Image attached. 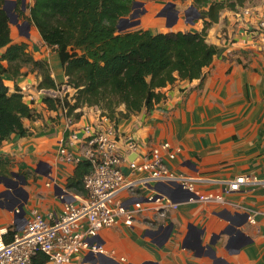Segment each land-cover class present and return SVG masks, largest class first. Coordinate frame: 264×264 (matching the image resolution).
<instances>
[{
    "label": "crops",
    "instance_id": "0c3cea01",
    "mask_svg": "<svg viewBox=\"0 0 264 264\" xmlns=\"http://www.w3.org/2000/svg\"><path fill=\"white\" fill-rule=\"evenodd\" d=\"M247 7L254 11L252 16L242 14ZM154 10L155 5L145 8L141 20ZM263 13L264 0H246L236 10L225 9L208 30V41L221 51L205 67L204 78H178L163 88L166 97L152 110L118 119L121 133L134 136L141 152L164 141L181 148L168 165L175 171L217 180L199 185L202 191L225 193L226 180L240 174L264 178V41L258 29ZM164 16L160 18H166L169 24L171 18ZM203 26L200 18L196 27L187 30L201 31ZM23 41L36 59L49 62L57 87L40 88L41 75L26 67L27 75H4L11 91L16 84L21 90L25 87L24 100L37 115L25 119L28 134L13 133L0 141V158L10 159V165L16 163L11 173L21 178L19 183L12 179L11 187L0 181V229L13 224L16 205L22 207L25 217H30L33 209L44 215L63 211L60 192L63 186L67 188L77 163L63 159L61 142L82 157L88 146L82 127L103 120L94 106L86 107L81 118L71 122L61 107L49 108L45 96H72L76 89L67 83L59 55L44 42L36 27ZM18 168L27 174L14 172ZM156 186L153 182L144 189L125 190L120 197H142ZM167 194L180 202L177 208L163 215L150 207L132 225L120 220L101 229L98 238L108 253L84 251L71 264H264L263 186L246 185L228 195L258 209L256 223L250 222L242 210L189 201L190 193L183 189Z\"/></svg>",
    "mask_w": 264,
    "mask_h": 264
},
{
    "label": "trees",
    "instance_id": "16d2710c",
    "mask_svg": "<svg viewBox=\"0 0 264 264\" xmlns=\"http://www.w3.org/2000/svg\"><path fill=\"white\" fill-rule=\"evenodd\" d=\"M5 1L0 0V141L13 133L28 134L25 119L37 115L25 102L19 85L10 90L5 74L17 78L36 70L42 77L40 88L57 87L49 62L36 59L26 41L13 40ZM196 1L204 20L201 31L155 32L148 28L118 29L121 17L132 13L135 0H34L28 19L57 52L67 83L76 89L71 98L45 96L48 107L64 105L68 116L79 119L86 107L94 106L101 116L118 122L120 117L152 110L166 97L163 88L178 78L203 79L205 67L221 51L208 41L209 28L223 10H236L246 0ZM28 65L29 70H24ZM10 164V159L0 158V176L11 173ZM92 168L91 161L82 158L68 178L67 187L85 193L84 177ZM47 261V254L38 251L32 264Z\"/></svg>",
    "mask_w": 264,
    "mask_h": 264
},
{
    "label": "built area",
    "instance_id": "2783aa9c",
    "mask_svg": "<svg viewBox=\"0 0 264 264\" xmlns=\"http://www.w3.org/2000/svg\"><path fill=\"white\" fill-rule=\"evenodd\" d=\"M242 14L252 16L254 11L247 7ZM258 29L264 41V13L258 19ZM24 90L25 87L21 91ZM66 95L71 98L69 93L64 97ZM60 107L67 115V107ZM102 117L97 124L82 127L88 143L82 157L70 150L64 141L59 148L67 162L77 163L82 158L91 161L92 171L84 177L86 192L76 193L63 186L60 192L63 211L59 214L44 215L33 209L31 216L25 217L22 207L16 205L15 221L10 227L0 229V264H32L38 251L47 254V264H71L84 251L108 253L98 238L101 229L118 224L120 220L132 225L137 216L150 207L164 215L180 203L167 196L176 189L189 192V201L220 203L245 211L248 220L256 223L258 209L243 205L228 195L246 185L264 187V178L240 174L226 180L225 193L202 191L199 185L217 180L175 171L168 165L181 148L164 141L141 152V145L134 136L121 133L117 122ZM67 120L71 122L73 118L67 115ZM153 182L157 183L155 189L142 197H120L125 190L144 189Z\"/></svg>",
    "mask_w": 264,
    "mask_h": 264
},
{
    "label": "rangeland",
    "instance_id": "374dc122",
    "mask_svg": "<svg viewBox=\"0 0 264 264\" xmlns=\"http://www.w3.org/2000/svg\"><path fill=\"white\" fill-rule=\"evenodd\" d=\"M137 2L136 8L142 10L147 8L148 6L155 5L156 10L152 11L149 13L148 18H146L145 21L141 20L142 14L140 15V20L141 22L135 26L128 27L127 29H134L137 27H149L153 31L158 32V31H170V30H187L189 27H196V22L200 19V15L198 17V13H200V9L198 8V4L196 0H135ZM257 1V0H253ZM34 3V0H25V3L23 5L22 0H18V4L16 6L13 5V7L8 6V10L11 14L10 16V27H11V36L13 40H19L23 41V39H26L28 37L20 34V30L18 27V24L13 21L14 17H12L13 13L18 14V20L21 23L22 21L28 19L30 15V7ZM174 6L175 11L178 10L181 17L178 22H172V19L174 18L173 15H170V22L168 24V21H166L164 18L163 20L160 18L163 15L164 17H169L168 12L165 11L167 7ZM159 7H161L159 9ZM251 8V7H250ZM158 10V11H157ZM224 11V10H223ZM222 11V12H223ZM187 12V16L185 14ZM131 13L129 15H126L124 17H130ZM185 17V18H184ZM187 17V18H186ZM13 18V19H12ZM12 19V20H11ZM193 21V22H192ZM188 22H190L192 25H190ZM126 22H122V25H126ZM203 25H204V20H203ZM35 29V26L32 24L31 30ZM126 29V30H127ZM30 65L26 67V69H29ZM13 166L16 167V163H13V165H9L10 171H13ZM14 172L18 174H23L26 175V171H23V169L18 168L14 170ZM8 176H10L13 180L17 181L18 183L20 182L19 180L21 178H16L14 177L15 175L10 173ZM15 178V179H14ZM5 184L6 181L2 180ZM17 184V183H16ZM8 187H11L7 185ZM73 191V190H72ZM75 192V191H74ZM77 193V192H76Z\"/></svg>",
    "mask_w": 264,
    "mask_h": 264
},
{
    "label": "water",
    "instance_id": "95a60500",
    "mask_svg": "<svg viewBox=\"0 0 264 264\" xmlns=\"http://www.w3.org/2000/svg\"><path fill=\"white\" fill-rule=\"evenodd\" d=\"M22 2H23V5H24L25 0H22ZM15 3H16V0H6L5 1L4 9L8 12L9 16H11V14H10V12L8 10V6H9V8L13 7V5H15ZM136 5H137V2L135 1L134 4H133V11H132L130 17H121V19L119 21V24H118V29L120 31L126 30L128 27L135 26V25L140 23V15L145 12V9L140 10V9L136 8ZM185 14L187 16V12H185ZM197 15L199 17L200 13H198ZM179 16H180V13H179L178 10H176L174 12V14H173V17H174L173 20L177 19ZM12 17H14V19L12 18L13 21L18 24V27H19V30H20V34L24 35L26 37H29L30 36V29H31V26H32V22L29 19H26V20H24V21H22L20 23L19 20H18L19 19L18 18V14H16V13H13ZM122 22H126L127 24L124 26V25H122ZM2 180H5L6 184L11 186V183H10V181L12 180L11 177H9V176H0V181H2Z\"/></svg>",
    "mask_w": 264,
    "mask_h": 264
},
{
    "label": "flooded vegetation",
    "instance_id": "af4514ba",
    "mask_svg": "<svg viewBox=\"0 0 264 264\" xmlns=\"http://www.w3.org/2000/svg\"><path fill=\"white\" fill-rule=\"evenodd\" d=\"M17 4H18V0H16V3H15L14 6H16ZM165 11H167L169 15H173L174 12H175V8H174V6H171V8H170V7H167V8L165 9ZM11 181H12V180H11ZM11 181H10V182H11Z\"/></svg>",
    "mask_w": 264,
    "mask_h": 264
}]
</instances>
